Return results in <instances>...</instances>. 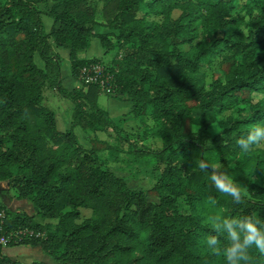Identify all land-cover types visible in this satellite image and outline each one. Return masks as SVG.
Segmentation results:
<instances>
[{"label":"trees","instance_id":"1","mask_svg":"<svg viewBox=\"0 0 264 264\" xmlns=\"http://www.w3.org/2000/svg\"><path fill=\"white\" fill-rule=\"evenodd\" d=\"M52 2L44 12L47 0H0V183L9 184L0 194L11 190L41 219L55 221L43 224L0 203V240L17 230L45 233L17 245H39L56 264H224L204 246L212 234L207 218L255 214L264 221V149L256 145L244 154L236 145L264 125V0ZM45 15L53 20L49 32ZM96 38L106 55L122 52L110 70L115 97L132 103L144 134L148 120L156 125L158 154L167 160L151 191L158 203L130 189L100 149L84 146L74 131L92 132V141L113 154L118 147L97 136L112 130L132 143L130 152L138 151L123 120L98 105L99 86L62 84L56 49L70 50L79 79L84 66L102 61L81 55ZM216 58L221 74L206 87L203 69ZM46 88L73 103L72 129L58 128ZM201 159L221 164L242 189L241 204L214 188L210 173L198 168ZM82 209L91 217L83 219ZM0 264L22 263L0 253ZM250 264H264V253L253 248Z\"/></svg>","mask_w":264,"mask_h":264},{"label":"rangeland","instance_id":"2","mask_svg":"<svg viewBox=\"0 0 264 264\" xmlns=\"http://www.w3.org/2000/svg\"><path fill=\"white\" fill-rule=\"evenodd\" d=\"M95 3H97L99 6H102L105 0H93ZM241 4H244L247 2V0H239ZM52 2L47 0V4L41 5V9L44 12H47L50 6H52ZM44 24L46 31L49 29L51 30V27H49V23L53 24V20L48 17L44 16ZM99 20H102L101 16H99ZM103 27L98 28V31H102ZM93 51L89 53L90 57H101L104 54L102 45L100 43L99 39H95V43L93 44ZM121 51L119 50H113L108 55H106V59L102 60L100 63H102L108 70H111L116 66V63L121 60ZM262 54V53H261ZM82 56H87L85 53L82 54ZM37 58V57H36ZM37 64L40 67H43V62L40 58L36 59ZM203 72L206 75L205 84L206 87L211 84L214 77H217L221 74V60L219 58L214 59L210 64H208L204 69ZM66 79V77H64ZM65 85L68 86L66 83V80H64ZM69 87V86H68ZM108 87H111L110 84H106L104 86L106 96L112 97L118 96L117 93L114 91L113 93H109L106 91ZM52 89H47L46 91V98L49 105H54L55 110L59 113L58 118V128L60 130L66 131L67 128H63L62 124L64 122V119L67 118L72 114L70 107L67 104H71L73 106V103L68 99H62L59 94L53 95ZM116 99H119L118 97H115ZM259 95H255V99H258ZM57 99L59 101L57 102ZM62 102H66L65 105ZM129 106V105H126ZM133 108V107H132ZM71 113V114H70ZM132 116L127 120L123 121V128L125 127V123L130 122V120H133L132 124H128L126 127L130 128L133 127V139L135 140L136 148L138 151L130 152L133 148L132 143H129L127 141H119V139L115 136L114 132L112 130H109L107 132H101V137L104 138V140H108L111 142L112 145H115L118 147V151L114 152L113 154H110V151L104 150L105 146L102 143L99 142H93L92 136L89 138L85 133H82L83 130L78 128L75 132H78V138L80 142L86 146L87 148H99V156L104 159L105 163L111 168V170L118 176L123 177L130 189L133 191H141L148 193L147 197L149 201H152L154 203H158L159 199L151 193L153 188L156 186L158 181L160 180L165 168L167 160L164 156L161 154H158V152L163 148L162 141L157 138L154 134L156 131V125L153 123L152 120H148V127L150 130L146 134L144 126L140 125V121L135 119L133 113L131 112ZM71 128V125L70 127ZM194 130H197V127H194ZM210 132L212 135H216L220 132V129L217 124H214L210 128ZM154 133V134H153ZM145 138V139H144ZM261 149H264V142L259 144ZM258 146V147H259ZM157 152V153H156ZM217 167H221V164H217ZM9 188L8 183H0V192L1 190H6ZM0 203L5 204L9 209L17 212H24L29 215L36 216L37 222H41L43 224H55V221L50 220H43L41 217L37 214L36 208L34 205H32L27 200H18L15 193L10 190V193L6 195L0 194ZM4 212L0 214V218L2 219V216H4ZM92 212L90 210L82 209V217L83 219L91 217ZM27 231H31L30 229H24V230H17L10 233L4 234L2 237H5V242L0 241V253L7 255L9 258L15 260L20 255L18 253L20 250L27 245H17L20 241L23 240H30L33 237L30 236ZM40 237H45L46 234H40ZM36 237V236H35ZM10 242L15 243V246H7ZM39 246V245H38ZM41 247V246H40ZM34 251V250H33ZM36 251V252H35ZM33 252L32 257L34 260L46 262L49 264H56L55 259L47 254L45 251L36 250ZM42 252V253H41ZM42 254H47L49 256L43 257ZM46 256V255H45ZM25 264V262H22Z\"/></svg>","mask_w":264,"mask_h":264},{"label":"clouds","instance_id":"3","mask_svg":"<svg viewBox=\"0 0 264 264\" xmlns=\"http://www.w3.org/2000/svg\"><path fill=\"white\" fill-rule=\"evenodd\" d=\"M264 142V125L250 129L243 138L236 140L237 147L244 153L251 152L254 146ZM201 172H209L208 179L216 190L231 197L233 203L243 202L242 189L234 179L221 168L201 159L198 163ZM208 225L212 234L204 240V246L212 255H222L224 264H250V251L254 248L264 253V221L253 215L234 218L210 215Z\"/></svg>","mask_w":264,"mask_h":264},{"label":"crops","instance_id":"4","mask_svg":"<svg viewBox=\"0 0 264 264\" xmlns=\"http://www.w3.org/2000/svg\"><path fill=\"white\" fill-rule=\"evenodd\" d=\"M50 2V0H48ZM52 2V0H51ZM53 3V2H52ZM51 23H49V27H51ZM50 30L48 29L47 32H49ZM97 39V38H96ZM95 43V39L92 40V43H91V47L86 50V51H82L81 52V55L83 53H85L87 56H82L86 59H94V58H98V59H101V60H104L106 59V54H105V50L103 48V51H104V54L101 56V57H90L89 56V53L92 52L94 49H93V44ZM56 51L62 56V59H63V64H62V68H61V73H62V84L65 88H67L68 90H74V89H77V88H81V82L79 79L75 78L74 75H73V71H72V64H71V60H70V50L68 49H56ZM37 58H40L39 56H37ZM36 58V59H37ZM64 77H66V79H64ZM66 80V83L68 84L65 85V81ZM47 89H50V88H46L45 92H44V98H45V104L50 108L52 109L55 113H56V116H57V121L59 122V116L57 113L58 110L56 111L55 108H54V105H49L48 102H47V98H46V91ZM53 90V89H52ZM53 92V95H57L56 94V91H52ZM62 101V99L64 98H60ZM59 101V99H57V102ZM64 105L66 102H62ZM67 104V103H66ZM69 107H70V110L71 112L73 113V109H74V105L71 106V104H67ZM98 105L107 110L110 114V116L115 120H128L132 114L131 112L133 111V108H132V103L129 102L126 98L125 99H116L115 97L113 98L112 97H108L106 96V93H104V91H102V93H100L99 97H98ZM126 105H129V106H126ZM71 114V113H70ZM73 122V119H72V114L70 116H68L67 118L64 119V122L62 124L63 128H67L66 130H69V129H72V124ZM133 123V120L130 122H127L125 123V127H124V130L127 131V132H133L134 129L133 127H126L128 124H132ZM71 125V128H69ZM78 128L80 127H76L74 128V131H76ZM81 129V128H80ZM63 131V130H61ZM82 133H85L87 135V137L89 138L90 136H92V138L94 137V134L90 131H84ZM105 133V132H104ZM76 134H78V132H76ZM101 132H98L97 133V136L99 137L100 140H104V138L101 137ZM23 248L22 250H20V252L18 253V255H20V257H18L17 259H15L16 261H19V262H25V264H32L33 262H36L38 260H34L33 258H30L32 257V254L33 252L35 251V249L37 250H42V247L40 246H31V245H27L25 247H21ZM34 250V251H33ZM36 252V251H35ZM42 253V252H41ZM43 257H47L49 255L47 254H42ZM46 255V256H45ZM23 264V263H22Z\"/></svg>","mask_w":264,"mask_h":264},{"label":"built area","instance_id":"5","mask_svg":"<svg viewBox=\"0 0 264 264\" xmlns=\"http://www.w3.org/2000/svg\"><path fill=\"white\" fill-rule=\"evenodd\" d=\"M79 80L87 85H97L104 92V86L106 84H110L111 87H108L106 91H108L109 93H113L115 91L114 74L110 70H108L102 63H95L84 66L80 71ZM4 217L5 214L4 216H2V219ZM27 233L32 237H38L40 235V233H35L33 230H31L30 232L27 231ZM1 240V242H5V237H2Z\"/></svg>","mask_w":264,"mask_h":264}]
</instances>
